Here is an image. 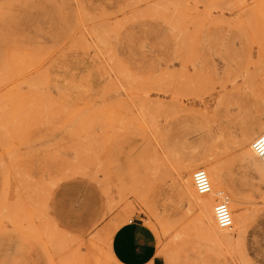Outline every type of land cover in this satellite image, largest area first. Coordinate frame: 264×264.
<instances>
[{
  "label": "rangeland",
  "instance_id": "374dc122",
  "mask_svg": "<svg viewBox=\"0 0 264 264\" xmlns=\"http://www.w3.org/2000/svg\"><path fill=\"white\" fill-rule=\"evenodd\" d=\"M263 131L264 0H0V264H119L135 218L165 264H264Z\"/></svg>",
  "mask_w": 264,
  "mask_h": 264
},
{
  "label": "crops",
  "instance_id": "0c3cea01",
  "mask_svg": "<svg viewBox=\"0 0 264 264\" xmlns=\"http://www.w3.org/2000/svg\"><path fill=\"white\" fill-rule=\"evenodd\" d=\"M110 250L119 264H165L154 232L141 219L122 224L111 237Z\"/></svg>",
  "mask_w": 264,
  "mask_h": 264
},
{
  "label": "built area",
  "instance_id": "2783aa9c",
  "mask_svg": "<svg viewBox=\"0 0 264 264\" xmlns=\"http://www.w3.org/2000/svg\"><path fill=\"white\" fill-rule=\"evenodd\" d=\"M252 151L264 164V132L254 139L252 143ZM192 182L198 195H206L211 192V184L204 170H195L192 174ZM213 213L217 226L222 230L231 231L232 217L225 199H220L216 202Z\"/></svg>",
  "mask_w": 264,
  "mask_h": 264
},
{
  "label": "bare ground",
  "instance_id": "6f19581e",
  "mask_svg": "<svg viewBox=\"0 0 264 264\" xmlns=\"http://www.w3.org/2000/svg\"><path fill=\"white\" fill-rule=\"evenodd\" d=\"M259 131V130H258ZM264 132V131H263ZM249 142V141H248ZM253 143V142H252ZM252 143H250V144H252ZM249 145V144H248ZM250 146V145H249ZM251 151H252V145H251ZM252 153H253V155L257 158V159H259L261 162H262V160L260 159V158H258L255 154H254V152L252 151ZM262 164H263V162H262ZM264 165V164H263ZM200 169V168H199ZM260 169V168H259ZM197 170V169H196ZM203 170V169H202ZM206 173V172H205ZM208 173V174H207ZM206 174H207V176H208V178H209V181H210V184H211V192L209 193V194H206L207 196H209L211 193H212V188L214 187V185H213V182H212V175H211V173L208 171ZM264 173V172H263ZM193 174V173H192ZM188 177H189V179H188V189H189V192H191L192 193V195H195V194H197V193H194V190H192V188H191V185H190V176L188 175ZM192 184H193V182H192ZM193 188H194V186H193ZM196 192V191H195ZM198 195V194H197ZM206 195H198V196H202V197H204V196H206ZM198 200V199H197ZM222 200V199H221ZM226 201H227V199H225ZM200 201V200H199ZM209 202V200L208 201H200V208H201V212L204 214V213H207V212H210V215L212 216V213H211V211H212V209H211V206L209 205L210 204V202ZM227 204H228V201H227ZM209 206H210V208H209ZM228 208H229V205H228ZM214 209V208H213ZM229 211H230V208H229ZM230 213H232L231 211H230ZM214 214V213H213ZM205 215V214H204ZM231 217H232V228H233V223H234V220H235V218L232 216V214H231ZM243 219V218H242ZM216 223V222H215ZM240 223H241V221H240ZM205 227V226H204ZM242 229H243V227H242ZM232 230V229H231ZM206 231V230H205ZM212 231V230H211ZM228 232H230V231H227V230H222V229H220L218 226H217V224L214 226V231H212V234L218 239H222V240H225V241H227V240H229L231 237H229V233ZM237 232V231H236ZM235 234V233H234ZM232 240V239H231ZM225 246V245H224Z\"/></svg>",
  "mask_w": 264,
  "mask_h": 264
}]
</instances>
